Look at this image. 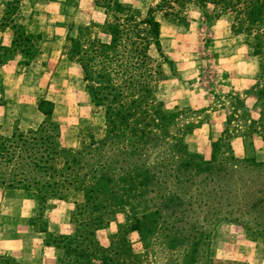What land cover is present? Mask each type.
Segmentation results:
<instances>
[{"label":"trees","instance_id":"1","mask_svg":"<svg viewBox=\"0 0 264 264\" xmlns=\"http://www.w3.org/2000/svg\"><path fill=\"white\" fill-rule=\"evenodd\" d=\"M155 1L142 16L121 0H93L103 10V24L80 26L66 40L67 59L78 64L91 105L102 109L101 139L64 146L53 103L46 100L39 101L44 119L36 129L14 127L0 135V189L33 192L41 205L50 200L74 205L69 233L41 231L46 246L62 252L56 264H142L157 241L167 250L186 247L182 264H197L200 241L221 221L264 238V162L237 159L230 145L233 138L264 141V113L232 129L227 117L222 136L211 142L209 160L190 152L185 137L198 124L188 114L203 110L168 111L158 100L160 84L176 71L162 49L156 19L161 13L185 23L191 6L216 21L229 17L232 34L243 36L258 60V80L264 78V0ZM32 38L17 27L12 47L0 48V64L21 54L27 65L39 53ZM118 214L125 221L103 247L96 234ZM133 232L145 254L131 250ZM0 264L21 263L0 254Z\"/></svg>","mask_w":264,"mask_h":264},{"label":"rangeland","instance_id":"2","mask_svg":"<svg viewBox=\"0 0 264 264\" xmlns=\"http://www.w3.org/2000/svg\"><path fill=\"white\" fill-rule=\"evenodd\" d=\"M19 1L21 0L11 1L13 7H8V10L6 9V12L8 11L9 14L4 18L5 23L10 21L14 15L16 25L23 27L27 34L33 36L32 43L38 50H40L39 45L41 40H39L40 35L37 29L41 30V28L47 26L58 25L67 34V39L69 36L74 37L80 26H88L91 23L102 25L105 20L103 10L94 6L93 0H30L31 5H38V11L35 12L36 18L33 20L26 17L27 12H29L28 8L19 9ZM121 1L139 10L142 16L146 14L150 7L156 4L155 0ZM24 10L27 12L23 14ZM48 11H58V15L63 16L62 22L51 23V21L43 16H39V14L43 15ZM156 19L160 22L162 49L168 58L173 61L176 71L175 76H170L165 80L170 81L168 87L173 85L185 87L190 88V92L195 90L198 93H201V89L208 91L206 96L209 95L212 104L216 106L222 105L228 109L227 117L230 118L231 129L243 124L249 125L247 119L252 116V112L249 103L247 104L246 97L255 98L256 111L264 113V98H258L264 88V78L258 80L256 78L253 86L243 91L227 89V91H224V88L217 87L218 79L221 82V78L217 76H220L217 67L219 59L231 55L251 56V51L246 46L243 36L232 34L229 17H222L216 21L212 16H205L202 9L191 6L187 12L185 23L179 24L171 19H166L161 13L156 15ZM31 27L35 28V30L31 29ZM103 39L106 40L105 37ZM39 55L38 53L28 61H37ZM153 57L158 58L155 53H153ZM67 61L69 62V60ZM71 63L72 67L68 66L69 69L66 68L67 73H65L66 69L64 65L59 68L56 65L55 68L58 69L57 76H51V78H56V80L49 82L47 86L46 78H40V72L36 76V73L40 69V65L38 64L34 77H27L26 82L33 81L34 86L38 88L40 96L36 98L37 107L40 100L53 103V119L60 125L63 145L68 148H78L82 144L89 142V138L91 137L96 140L101 139L104 136L105 122L102 109L95 108L90 103L89 95L82 83L78 64ZM222 77L225 78V75H222ZM164 90L165 85L161 83L157 98L164 103L166 110L173 111L175 108L178 110H194L190 105L175 106L172 103L173 101L165 99L167 96H164ZM27 96L31 98L29 95ZM188 115L191 118L190 120L198 124V126L207 120V115L201 112H197L195 115ZM42 118L44 119L43 115ZM258 119L255 120L258 121ZM260 120L264 121V117ZM9 122L8 132L14 127H19L23 131L29 129L27 123H21L13 117H10ZM258 123L261 122L259 121ZM255 137L256 139L260 138L254 136L253 139ZM252 142V140L250 142V139L247 138L246 145L249 147ZM34 197L36 201L34 215L28 220L31 228L30 230L28 229L29 231L26 234L39 233L41 234L42 247L54 248L46 246L45 241L47 236L41 231L46 230L53 235L69 233L71 229L69 223L70 213L74 209V205L70 202L59 200H50L41 205L35 194ZM124 221L125 216L118 214L108 228L97 232V240L103 247H108L111 235L117 232L118 226L123 224ZM56 228H58V232L62 233H55L49 230H56ZM209 228L210 230L208 229L209 231L205 239L200 241L201 245L198 249L197 264H264V238H252L238 224L229 221L218 222ZM18 234L15 233L17 236ZM129 241L134 254H145L137 233H131ZM158 242L148 249L149 254L142 264H182L186 247L167 250L160 247L157 244ZM25 250L27 248L21 251ZM11 257L22 264L20 259L14 256Z\"/></svg>","mask_w":264,"mask_h":264},{"label":"crops","instance_id":"3","mask_svg":"<svg viewBox=\"0 0 264 264\" xmlns=\"http://www.w3.org/2000/svg\"><path fill=\"white\" fill-rule=\"evenodd\" d=\"M11 1L0 0V48L9 49L12 47L16 28L19 27L14 21V15L7 23L4 20L7 6L12 4ZM24 5L27 6L24 7ZM18 6L19 9H29V12L23 11V14L27 12L26 17L31 20L36 18L37 4L31 5L30 0H21ZM39 16H43L51 23L62 22L63 20V16L58 15V11H48L43 15L39 14ZM31 29L35 30L32 27ZM37 31L41 40L40 55L37 61H29L27 65L22 64L21 62H26L27 59L18 54L6 64H0L1 135L10 134L8 132L10 117L21 123H27L29 129H36L42 122V114L36 104V98H39L40 93L33 81L26 82L27 77H34L38 64L40 69L36 76L40 72V78H46V86L49 82L56 80V78H51V76H57L56 65L58 68L64 65L65 69L72 67V63L67 61L65 55L67 34L63 28L58 25H51L41 28V30L37 29ZM248 54L250 53L248 52ZM217 67L220 74L217 76L221 78V82L219 79L217 81V87L224 88V91H243L251 88L259 72L258 61L252 54L251 56L231 55L223 57L217 61ZM67 69L65 73H67ZM222 75H225V78ZM169 82H162L165 85L164 96H167L165 99L173 101L175 106L190 105L194 110H203V113L207 115L206 122L187 135L185 142L190 152L200 154L205 159L210 158L211 142L219 139L226 128L228 109L222 105L212 104L209 95L206 96L208 91L201 89V93H198L195 90L190 92V88L174 85L168 87ZM186 89H188L187 92H185ZM27 95L31 98H28ZM246 101L247 104L249 103L252 117L258 119L260 112L256 111L255 98L246 97ZM252 141L248 147L241 138L231 139L230 145L234 157L237 159L254 158L257 162H264V141L260 138L256 139V137ZM35 203L34 194L30 191L0 189V253L14 256L20 259L22 264H56L62 255L61 250L42 247L41 234L39 233L26 234L31 228L28 220L34 215ZM57 229L49 230L62 233L58 232ZM15 233H19L18 236ZM24 248L27 250L21 251Z\"/></svg>","mask_w":264,"mask_h":264}]
</instances>
